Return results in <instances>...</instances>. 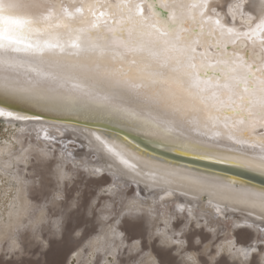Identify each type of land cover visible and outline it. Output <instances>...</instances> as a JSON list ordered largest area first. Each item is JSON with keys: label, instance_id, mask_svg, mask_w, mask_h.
I'll use <instances>...</instances> for the list:
<instances>
[{"label": "snow or ice", "instance_id": "snow-or-ice-1", "mask_svg": "<svg viewBox=\"0 0 264 264\" xmlns=\"http://www.w3.org/2000/svg\"><path fill=\"white\" fill-rule=\"evenodd\" d=\"M97 7L91 0L82 10L62 0H0V117L23 104L77 119L107 118L170 150L264 174V0L247 19L242 0H118L99 5L114 20L100 26L93 19ZM229 15L239 16L247 31L229 27ZM91 135L113 174L99 191H86L81 164L67 157L54 162L40 150L15 164L5 160V174L17 169L14 183L34 186V199L42 201V216L29 220L33 236L44 220L63 231L74 217V228L98 218L109 246L123 248L129 264H143L136 258L151 255L146 248L156 253L151 264H264V229L251 239L235 224L229 228L222 209L220 218L205 219L193 204L207 195L242 206L244 222L258 227L264 188L218 185L217 178L187 169L141 163L123 144ZM87 174L101 170L87 168ZM128 178L144 185L135 195L127 194ZM155 188L166 195L183 188L185 200L171 208L164 197L150 204L140 196ZM4 243L3 264H25L8 259L28 251L19 228Z\"/></svg>", "mask_w": 264, "mask_h": 264}, {"label": "bare ground", "instance_id": "bare-ground-1", "mask_svg": "<svg viewBox=\"0 0 264 264\" xmlns=\"http://www.w3.org/2000/svg\"><path fill=\"white\" fill-rule=\"evenodd\" d=\"M65 7H68L71 3H75V7L77 9L82 10V4L84 2H87V0H62ZM91 2L98 5V7L94 10L95 15L93 19L95 20L97 26H100L102 24L112 25L114 23L113 18H111V14L109 10L105 7H99V5H105L107 3H116L118 0H91ZM136 3H140V0H135ZM223 2V0H221ZM232 2V0H230ZM242 2L245 4L244 12L246 13L245 19H247V14H252L253 16L257 15L260 8V2L261 0H242ZM253 8H255V11H253ZM70 11H74V9H70ZM220 11V9H218ZM101 13H104V17H107L105 20L104 17H101ZM78 15L80 13H77ZM98 18V19H97ZM226 20H228L229 27H236L237 29H241L244 31H247L246 25H244L241 21V18L239 16L236 17L235 21L232 20L231 15L228 17H225ZM250 43V42H249ZM21 106H26L23 104H19ZM29 107V106H28ZM6 111H8L6 109ZM16 115L12 116H2L0 118H4L6 122H8L9 125L14 126V133L12 134L13 140L6 139L4 141H0V171H4V163L5 160H9L11 163H16V158L20 157L21 155H27L29 152H31L33 155L40 150L49 152L52 155L54 154L56 157L55 159H52L54 162L58 161L62 157H67L70 164H81V167H79L78 171L80 173L87 172V168H97L101 170V174L96 176H91L90 180L92 181H101V183H104L105 185H110L113 180V174L109 171H107V166L109 163H111L110 160L107 159V157L102 158L101 153L96 150L94 141L95 137L91 135V133L95 132L97 135H102L104 138L109 140H114L118 144H123L126 146L128 153L131 154L133 157H142L141 163H147L148 161H155L159 164H167L171 165L176 168H183L187 169L188 173L190 174H203L208 177H214L216 179V183L218 185H226L228 183H234L236 185H244L251 189H261L264 188V186L250 182L245 179H241L239 177L227 175L221 172H216L212 170H207L203 168H197L193 166L184 165L179 162L172 161L170 159L161 157L157 154H154L153 152H150L149 150L143 148L142 146L136 144L135 142L131 141L130 139L126 138L125 136H122L121 134H118L116 132L110 131V130H104L101 128H93L88 126H83L79 124H56V123H48V122H38L30 120V116L24 113L20 112H14L11 111ZM15 116V117H14ZM105 120H108L105 118ZM110 122L122 125L121 127H124L134 133H137V135L142 136L143 138L155 142L152 140L148 135L145 133L136 130L128 128L127 126L118 123L114 120H108ZM64 140L65 143L72 142V144H67L68 149H74V152H70V150H63V152L58 151L56 148L58 142ZM74 143V144H73ZM156 143V142H155ZM54 146V147H53ZM60 146L57 145V148ZM164 147V146H163ZM168 149V148H167ZM57 150V151H55ZM170 150V149H169ZM174 152L182 153L179 150H171ZM194 156V155H191ZM198 157V156H196ZM209 160L218 161L216 159L212 158H205ZM136 162L135 160L133 161ZM221 162V161H220ZM224 163L236 165L233 162L225 161ZM239 166V165H236ZM243 167V166H242ZM80 168H84V171L81 172ZM248 168V167H245ZM30 173L32 171V167L29 166L27 168ZM251 169V168H248ZM258 171V170H257ZM25 167L23 163L19 166V174H24ZM5 173V171H4ZM10 179V185L16 188V195L14 200L11 202L10 208L7 211L6 217H3L0 221V254L1 251L4 250L5 247V236L9 233L14 232L17 228H19V232L21 229L26 228V226L29 225V220H36L39 219L42 216V212H35L32 214V211H36L37 205L35 204L38 200L34 199V196H28L30 192H32L31 188H25L22 184H15L14 179L17 175V169L13 168L10 169V174H8ZM85 180V177H84ZM129 187H131V190L128 191V195H134L135 191H138L139 188H143L144 185L141 183L137 185V183L131 178H128ZM102 185L98 186V190ZM104 187V185L102 186ZM128 187V188H129ZM90 189V188H89ZM168 193L170 195H166L165 191L161 190L160 188L155 189H146L144 192H140L141 197H146L149 200V203L152 202L160 203L161 197H164V199L168 203H183L185 200V192L183 188H178L175 191H173L171 188H169ZM188 199H192V194H187ZM194 207H196L197 211L200 215H203L206 219L209 218H220L217 216V208H220L224 211L227 218H231L235 221L236 227H242L238 232L241 233H247V235L251 239H256L255 237L258 236L260 229H264V225H259L258 227L254 223L252 219H248L247 224L244 222V217L247 216V211L244 210L242 206H237L231 203H225L222 202L219 199H211L210 197L205 195L203 197L202 202L193 200ZM31 214V215H30ZM55 217H52L51 219H54ZM86 218V215H83V217H80L81 220ZM47 220H44L45 222ZM75 218L72 219V221L66 224V231L63 237V241L68 243V250L65 249V245H63V242H58L55 240H49L50 243V250L48 251V263L47 264H64L63 261L65 260L64 257L68 255V253L74 252L77 249H81L82 245H89L87 252L91 251L92 248H98L99 246H102L103 249H107V246L110 244V240H107L105 237L106 234V228L102 221H99L98 224H94L93 221L92 226L89 227V225L85 228L83 236L72 243L71 238L73 237L74 233H77L79 229L82 228V226L86 223H79V227H73V225L77 224ZM88 220L87 222H89ZM248 225H253L251 230L248 231ZM46 227L44 226V229ZM247 228V229H245ZM29 230V231H28ZM28 232L22 233L23 237L27 240L31 239L32 228L31 226H28ZM119 231H124L123 227H120L118 229ZM42 232V230H41ZM44 232V231H43ZM42 232V233H43ZM25 234V236H24ZM51 233H45L42 236L39 232V229H37L36 237L44 240L45 243L47 238L49 237ZM94 234H97L98 236L96 238H93L90 240V237ZM107 235L110 237L111 233L107 232ZM41 240V241H42ZM71 242V243H70ZM45 243L44 246H45ZM65 247L64 250L61 245ZM69 244H71V247H69ZM43 246V245H42ZM67 246V245H66ZM62 248V249H61ZM71 248V250H70ZM67 250V251H66ZM36 252V251H35ZM68 252V253H66ZM78 258H81V250L77 251ZM37 253V252H36ZM34 253V254H36ZM71 255V254H70ZM2 256V255H0ZM18 256V255H16ZM153 257H150L146 259L143 264H151V260ZM4 260V257H0V263L2 264ZM14 261V259H11ZM30 261V260H29ZM33 262V260L31 259ZM30 261V262H31ZM29 262V263H30ZM31 262V263H32ZM36 263V262H35ZM33 263V264H35Z\"/></svg>", "mask_w": 264, "mask_h": 264}, {"label": "rangeland", "instance_id": "rangeland-1", "mask_svg": "<svg viewBox=\"0 0 264 264\" xmlns=\"http://www.w3.org/2000/svg\"><path fill=\"white\" fill-rule=\"evenodd\" d=\"M14 129H15L14 126L9 125L8 122H7V124L0 123V141H4L6 139L14 141L13 137H12V134L15 131ZM67 144H72V142L65 143L64 140H62L61 142L59 141L57 145L60 147L57 148V145H54V146H56V148H54V149H57L60 152H63V150H70V152H74V149H68L67 148ZM57 150H55V151H57ZM55 157L56 156L53 154L52 159H55ZM80 171L83 172L84 168H80ZM27 172H29V171H27ZM83 174L85 177V180L83 178V185L86 188V191H92V190L97 191L99 185H102V186L104 185V187L108 186V185H105L104 183H101V181L97 182V181L90 180L91 176L88 175L87 172H84ZM21 175H23V173ZM10 179H11V177L9 175H6L3 170H2V172L0 171V221H1V219H3V217H6V214H7L8 209L10 208L11 202L14 200L15 195H16V188L10 185ZM102 186L100 188H102ZM131 187H129L127 189V194H128V191L131 190ZM29 188H31L32 192H30L28 194V196H33V192L35 191V187L29 186ZM136 192L137 191L134 192V195L136 194ZM35 204L40 205V204H42V201H37ZM175 204L176 203H168L166 205V207L174 208ZM39 211H41V209L39 207H37L36 211H32V214H34L35 212H39ZM83 215H86V217H87L86 211L83 212ZM83 215L81 217H83ZM74 218H75V220H77L76 217H74ZM88 220H90V221L87 222L86 224H84L82 226V228L79 229V231L77 232V233H79V235H77V233L73 234V237L71 238L72 243L79 240L83 236L84 230L88 225H89V227L94 225V224L97 225L98 222L100 221L98 218L97 219L88 218L87 221ZM91 221H93L94 224H92ZM76 222H78V221H76ZM67 223L68 222L66 221L65 229L63 231H57L56 228L51 223H49L48 220L40 223L38 228H37V229H39V232L41 233L40 236H42L45 233H51L46 240V242H48V243H45L44 240L40 239L42 237L39 236V238L37 239L36 238L37 235L33 236V234H32L31 236H33V237H31V239L28 240V251L23 256H20L19 254H17L18 256H11V257H8V259H10V260L14 259V261L23 260L25 262V264H33L37 261L39 262V264H47L48 263V260H47L48 257H46V256H48L47 253L50 250V246H51L49 243V240H51V239L55 240L56 239V241H58V242L59 241L63 242L64 244L61 243V245L62 244L65 245L66 248L63 245L60 247H62L63 250H64V248L68 250V243L62 240L64 237V234H65V231H66V224ZM227 223H228L229 228L231 229L232 225L235 224V221L231 218H228ZM28 226L26 228H24V232H23V229L20 230L22 232H19V234L22 237H23L22 233H25V229H26V233L29 231ZM44 226L46 227L45 229H44ZM240 229H242V227H236L237 232ZM245 229H247V228H245ZM41 230H42V232L43 231L44 232L42 233ZM249 230H251L250 227H248V231ZM24 236H25V234H24ZM97 236H98L97 234H94L93 236L90 237V240L93 238H96ZM43 243H45V246ZM69 247H71V244H69ZM88 247H89L88 244L82 245L81 247H79L81 249H77L71 253H68L69 252V250H68V252H66V253H68V255H66L64 257L65 260L63 261V263L64 264H129V255L123 248H118L115 246H111V247L107 246V249L106 248L103 249L102 246H99L98 248L94 247V248H92L91 251L87 252ZM70 250H71V248H70ZM78 250H81V258H78V255H77ZM149 252H151V255H145L143 257H137L136 259L142 260L144 262L146 259L156 256L155 251L146 248L145 253H149ZM2 253H3V251H1V254ZM34 253H36V254H34ZM0 257H2V256H0ZM31 259L33 260V262L31 261Z\"/></svg>", "mask_w": 264, "mask_h": 264}, {"label": "water", "instance_id": "water-1", "mask_svg": "<svg viewBox=\"0 0 264 264\" xmlns=\"http://www.w3.org/2000/svg\"><path fill=\"white\" fill-rule=\"evenodd\" d=\"M0 107H3V105H0ZM7 110L27 114L28 116H30V120L38 122H48L62 125L79 124L93 128L110 130L121 134L122 136H125L136 144L161 157L182 163L184 165L203 168L239 177L241 179H245L250 182L264 186V174L257 170L171 151L166 147L160 146L155 142L149 141L143 138L142 136L137 135V133H134L124 127H121L122 125L105 120V118L77 119L64 114L40 112L32 109L31 107L21 106L19 104L12 105L8 107ZM0 123L7 124L4 118H0Z\"/></svg>", "mask_w": 264, "mask_h": 264}]
</instances>
